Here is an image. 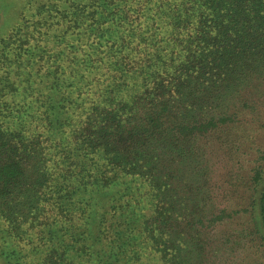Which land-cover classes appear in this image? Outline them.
<instances>
[{
	"label": "trees",
	"instance_id": "16d2710c",
	"mask_svg": "<svg viewBox=\"0 0 264 264\" xmlns=\"http://www.w3.org/2000/svg\"><path fill=\"white\" fill-rule=\"evenodd\" d=\"M0 22L4 264H264V0Z\"/></svg>",
	"mask_w": 264,
	"mask_h": 264
},
{
	"label": "rangeland",
	"instance_id": "374dc122",
	"mask_svg": "<svg viewBox=\"0 0 264 264\" xmlns=\"http://www.w3.org/2000/svg\"><path fill=\"white\" fill-rule=\"evenodd\" d=\"M0 25H1V22H0ZM98 197H100V195H98ZM104 200H105V196L101 197L100 201L98 203L103 204ZM5 244L6 243L4 242V238L0 237V264H4L3 252L1 250L6 248ZM38 254H39V252L33 251V252H30V254L26 258L29 260H32V261H36V260H38ZM20 256H21V254H19V258H20Z\"/></svg>",
	"mask_w": 264,
	"mask_h": 264
}]
</instances>
